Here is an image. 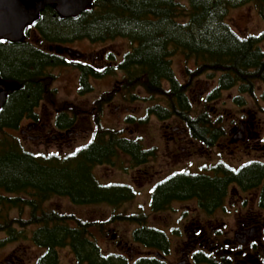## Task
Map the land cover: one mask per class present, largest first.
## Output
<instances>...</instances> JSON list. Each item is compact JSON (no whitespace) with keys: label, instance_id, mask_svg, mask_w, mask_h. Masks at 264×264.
<instances>
[{"label":"trees","instance_id":"1","mask_svg":"<svg viewBox=\"0 0 264 264\" xmlns=\"http://www.w3.org/2000/svg\"><path fill=\"white\" fill-rule=\"evenodd\" d=\"M245 4L254 5L264 20V0H92L75 16H63L50 4L25 26L21 39L0 37V89L19 85L0 108V231L21 238L22 231L14 223L20 228L36 225L33 240L46 247L39 264H59V248L69 244L78 264H130L122 255L104 253L91 221L45 207L47 201L60 196L77 205L108 204L115 211L112 221L137 224L133 232L136 242L146 246L166 242L164 230L150 225L149 213H117L136 197L132 185L106 183L96 173L99 166H116L118 159L127 160L131 168L140 167L156 158V147H147L140 136L103 126L99 112L117 91L132 99L142 92L150 105L141 120L154 116L179 122L183 135L204 147H215L226 135L224 115L209 106L195 109L189 94L193 81L204 75L216 81L205 100L207 105L235 87L240 92L234 97L239 105L245 102V94L255 97L257 90L264 99V32L244 36L227 20L232 8ZM117 38L129 40L131 47L120 61L113 52L104 55L101 63L107 67L103 69L98 63L82 60L69 63L58 51L75 41L100 43ZM176 53L195 64L193 68L185 66L186 81L177 76L173 66ZM68 64L79 70L83 91L90 88L91 77L116 71L124 76L98 100V113L93 117L97 128L89 142L68 153L28 149L15 131L26 119L38 120L41 103H55L56 75L52 69ZM58 110L56 126L72 127L77 110L72 109L73 115L66 106ZM132 120L127 117V122ZM235 183L244 189L260 188L259 205L264 208V160H252L238 168L222 160L204 172L167 174L152 187L151 213L189 199L198 200L211 212L223 203L228 187ZM5 192L17 195L10 197ZM25 206L30 208L28 221L9 217L12 209L23 213ZM132 264L163 263L141 258Z\"/></svg>","mask_w":264,"mask_h":264},{"label":"rangeland","instance_id":"2","mask_svg":"<svg viewBox=\"0 0 264 264\" xmlns=\"http://www.w3.org/2000/svg\"><path fill=\"white\" fill-rule=\"evenodd\" d=\"M227 20L237 32L244 36L259 35L264 32V20L252 4L232 8ZM130 47V41L125 38L100 43L80 40L60 46L58 51L66 57L69 63L78 60L88 63L94 61V63L100 64L98 66H102L101 69H103L107 67L101 63L106 59H104V55L113 52L120 61L122 55ZM101 55L103 58H100ZM172 62L177 76L182 81H186L185 66L193 68L194 62L186 61L180 53L173 55ZM52 71L56 75L53 83V88L56 90V101L54 104L42 103L37 109L41 115L38 125L47 124V128L43 129L45 136L38 137L37 128L31 126L35 121L30 119L24 120L20 129L15 133L22 138L28 149L45 153H68L90 141L97 128L93 117L98 113V100L103 94L114 89L117 82L122 80L124 73L116 71L100 78L91 77L90 88L83 91L80 72L73 64L55 67ZM215 84L216 81L204 75L193 81L189 90L197 111L209 106L216 110V114L224 115L223 123L226 135L212 148L204 147L183 135L184 132H180L183 125L179 122L161 121L154 116L147 120H141L146 116V108L150 105V101L145 99V94L138 92L139 90L136 92L140 97L134 99L130 95L125 97L122 92L117 91L112 102L105 103L99 112L103 126L124 130L127 135L140 136L147 147H156V158L140 167L131 168L127 160L118 159L116 166H99L96 168V173L103 182H126L134 186L137 191L136 197L119 207L117 213L123 211L149 213L150 223L167 231L171 236L174 245L169 258L170 264L176 262V254L183 248L181 238L176 235L183 228V220L188 216L195 218L198 216L207 218V216H204L206 214L198 209V204L193 202L187 204L174 202L166 211L151 213L150 198L153 185L176 170L204 172L206 167L210 168L222 160L235 167L250 160H264V99L261 96V91L257 90L255 97L245 94V102L243 105H239L234 97L240 92L235 87L224 91L220 99L211 101L210 105H207L205 100ZM61 106L71 109L69 110L70 115L74 114L73 110H77L74 125L63 129V131L56 127L57 109ZM129 116L134 120L127 122ZM241 122L244 127L240 125ZM120 165L122 166L119 167ZM256 200V196L253 197V202L256 203ZM45 207L59 213H72L80 219L91 221L93 223L92 231L97 242L106 252L123 254L134 252L137 256L147 254L145 247L133 242L132 232L136 225L124 221H112L111 218L115 211L108 204L77 205L67 197L57 196L47 201ZM29 211L27 209L20 213V210L15 208L12 209L9 216L28 217ZM216 215L226 220L223 228L227 233L224 236L232 238L236 228V216L225 215L223 212ZM14 226L21 230L17 223L16 225L14 223ZM33 228L29 226L26 229L31 232ZM12 249L15 253L18 250V253L23 254V250H26L24 258L29 259L26 264H36V259L41 253L30 243L18 242L1 247L0 260ZM60 257L61 264L76 263L68 248L61 249Z\"/></svg>","mask_w":264,"mask_h":264},{"label":"flooded vegetation","instance_id":"3","mask_svg":"<svg viewBox=\"0 0 264 264\" xmlns=\"http://www.w3.org/2000/svg\"><path fill=\"white\" fill-rule=\"evenodd\" d=\"M69 50L72 51L71 49ZM92 62V64H94V61ZM58 111L59 110L57 109V115L59 114ZM39 116L41 115L39 114ZM30 120L35 121L31 124V126L32 128H37L39 133L38 137H44L45 131H43V129L47 128V124L38 125L40 117L38 120ZM240 125L244 127L242 122ZM58 129L63 131V129ZM243 164L239 165L238 167L242 166ZM259 192L260 188L244 189L236 183L231 184L228 187V191L223 203L211 212H207L205 209H203L196 199L174 201L178 202L179 204H187L189 202L198 204V209L206 214L204 216H207V218L199 216L195 218L194 216H188L183 220V228L176 234L181 238L183 248L179 253L176 254L177 260L176 262H172V264H264V208L260 207L259 205ZM4 194L10 197L17 195L10 192H5ZM22 196L25 195L22 194ZM255 196L257 199L256 203L253 202V197L255 198ZM27 197H29V195ZM27 209L30 210L28 206H25L23 212H25ZM219 212H223L225 215L232 214L236 216V228L233 232L232 238L224 236L225 233H227V231H225L223 228V226L225 227L224 224H226V220H223L216 215ZM10 218L28 221L30 216H18ZM4 219H6V217ZM135 225L137 227V224ZM150 225L152 224L150 223ZM29 226L34 227L31 232L30 230L26 229ZM36 228V225H27L24 228L21 227V238H14L13 236H10L7 230L0 231V248L18 242L22 244L25 242L30 243L32 247L41 251L40 255L36 259V264H39L38 262L40 260V256L46 252V247L44 245L37 244L33 240L32 232L36 230ZM164 232L167 237L166 242H163V244L157 246H146L141 242H136L133 238L134 243L146 248V255L137 256L134 252H128L127 254L116 252L113 253L122 255L130 264L137 262L141 258L156 259L160 260L163 264H170L169 258L173 252L174 244L169 233L165 230ZM62 248H68L72 252L73 258L76 262L75 264H78L76 254L70 244L59 248V264H61L60 251ZM103 251L106 255L111 253L106 252L105 249H103ZM23 252L24 254L18 253V250L17 253L14 252V249L10 250L5 256L1 257L0 264H26L27 260L29 259H26V257L24 258L26 250H23Z\"/></svg>","mask_w":264,"mask_h":264},{"label":"water","instance_id":"4","mask_svg":"<svg viewBox=\"0 0 264 264\" xmlns=\"http://www.w3.org/2000/svg\"><path fill=\"white\" fill-rule=\"evenodd\" d=\"M92 0H0V37L12 35L16 39L23 37L27 24L38 19L40 13L50 4L63 16H75L82 13ZM15 84L7 89H0V108L7 95L18 89Z\"/></svg>","mask_w":264,"mask_h":264}]
</instances>
